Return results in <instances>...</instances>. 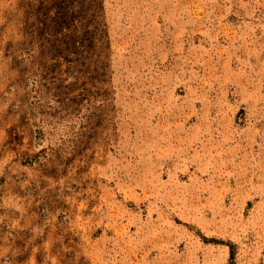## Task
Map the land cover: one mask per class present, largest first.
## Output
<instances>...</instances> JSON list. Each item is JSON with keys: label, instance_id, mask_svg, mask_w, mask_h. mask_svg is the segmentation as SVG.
<instances>
[{"label": "rangeland", "instance_id": "1", "mask_svg": "<svg viewBox=\"0 0 264 264\" xmlns=\"http://www.w3.org/2000/svg\"><path fill=\"white\" fill-rule=\"evenodd\" d=\"M264 264V0H0V264Z\"/></svg>", "mask_w": 264, "mask_h": 264}, {"label": "crops", "instance_id": "2", "mask_svg": "<svg viewBox=\"0 0 264 264\" xmlns=\"http://www.w3.org/2000/svg\"><path fill=\"white\" fill-rule=\"evenodd\" d=\"M11 264H14L13 262Z\"/></svg>", "mask_w": 264, "mask_h": 264}]
</instances>
